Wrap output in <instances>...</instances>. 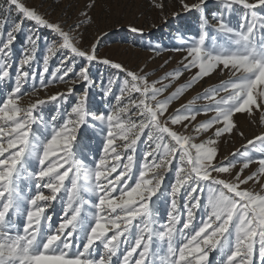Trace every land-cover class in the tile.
<instances>
[{"label":"snow or ice","instance_id":"6c2138e0","mask_svg":"<svg viewBox=\"0 0 264 264\" xmlns=\"http://www.w3.org/2000/svg\"><path fill=\"white\" fill-rule=\"evenodd\" d=\"M218 2L229 14L234 6L242 10L238 27L224 11L209 13L207 0H181L184 12L200 14L198 35L181 36L174 50L185 55L177 67L150 79L151 70L100 58L99 37L80 46L91 22L87 12L71 23V17L52 21L21 0H4L0 12L15 11L20 19L6 35L0 24V82L10 78L23 22H33L35 31L26 35L15 86L0 89V264H213L214 254L217 264H264V157L244 175L252 157L222 161L217 150L218 140L239 130L238 114L259 113L264 125V0ZM39 29L51 39L37 73ZM58 55L49 79V62ZM97 64L111 71L92 106ZM185 73L190 79L165 96ZM69 74L74 78L66 79ZM221 74L226 79L169 111L187 89ZM57 81L66 91L38 95ZM24 95L36 98L25 106ZM198 100L205 103L197 107ZM50 104L56 111L47 120L43 110ZM88 126L99 139L85 163L77 149ZM201 134L208 138L195 142ZM254 142L264 145V133L248 145Z\"/></svg>","mask_w":264,"mask_h":264},{"label":"rangeland","instance_id":"374dc122","mask_svg":"<svg viewBox=\"0 0 264 264\" xmlns=\"http://www.w3.org/2000/svg\"><path fill=\"white\" fill-rule=\"evenodd\" d=\"M27 7L38 9L40 13L45 14L46 18L56 21L58 19L63 20L71 17L69 23L76 19L81 11L88 13L91 17V22L86 24L83 33V41L80 44L82 48L89 46L94 40L99 37L100 44L98 47V55L100 58H109L113 61L121 62L128 68L140 69L145 68L151 70L153 75L150 79H158L164 73L171 71L177 67L178 62L182 60L185 53L175 51L174 49L181 46V36L187 39L189 34L198 35L199 32V16L196 11L184 12L181 0H21ZM185 3L192 4L197 0H184ZM91 3L93 7L87 8V5ZM161 4L162 8H158L155 5ZM4 5V0H0V6ZM207 10L209 13L215 11H224L225 18L234 27H238L242 10L236 6L233 7L231 14L224 8L222 2L218 0H207ZM179 14V15H174ZM20 18L16 12L13 11L9 16L6 13L0 12V24H4L3 34L13 26L15 21ZM5 21L7 23L5 24ZM210 24L215 23L209 17ZM130 27H136L140 31L137 33L130 32ZM179 29V32L177 31ZM30 31H35L33 22L25 20L23 22V30L17 34L15 43L12 46V67L10 69V78L0 82V89H7L8 87H14L15 75L18 68V61L21 58L25 46L26 35ZM209 32L212 29L209 28ZM39 49L37 51V60L33 62V68L38 73L42 69V55L46 48V42L50 41L48 32L44 29H39ZM79 39V37H78ZM59 55L54 57L49 62V74L48 78L51 79L50 73L59 64ZM165 61L168 63L165 65ZM80 61H77V68L79 70ZM163 65V67H161ZM31 71V70H30ZM111 70L106 71V67L101 64H97L91 69V75L95 79L96 87L90 91V104L92 106H98L100 101V85L103 80L105 83L109 78ZM195 70H193L194 72ZM190 73H185L184 76L176 81L168 90L164 93L165 96L175 91V88L179 84L190 79ZM74 78L72 74L66 79ZM226 79L223 74L220 76L212 75L211 79L205 78L202 82H198L193 85L192 88L187 89L179 98L174 100L170 106L169 111H174L181 107V105L187 104L190 100H193L198 93H201L204 88L211 87L218 84L220 80ZM32 81L29 79V86H26L30 90ZM39 85V80L36 81ZM68 85L65 83L50 84L46 90H40L38 95L43 98L45 92L52 94L56 92L66 91ZM118 85L114 86V91H118ZM77 94L82 92L81 85H76ZM6 95L7 92L4 91ZM36 97H29L24 95L22 97V103L27 106ZM205 101H196L197 107L203 105ZM56 111L53 105H48L43 110V116L45 119L50 120L51 115ZM208 115H211L210 113ZM207 116L201 112L198 116V120L204 121ZM237 122L239 130L233 134L226 135L217 141L218 159L226 161L227 159L241 160L246 154L252 157L254 162L250 165L249 169L245 170L244 175L250 174L255 171L257 165L255 163L256 158L264 157V145L259 142H254L253 145H248L249 140H254V137L264 133V125L259 123V113H256L253 118L237 116ZM179 127V126H175ZM42 132V127L40 128ZM211 131V130H210ZM243 132V135H240ZM208 134H201L196 138L195 142L199 143L202 140H206ZM99 139L94 134L91 126L85 128L84 132L80 135V143L77 149L78 157L83 159L85 163H90L94 156V149L96 140ZM147 150L146 146L141 144L138 148V156L141 162L143 161V151ZM226 175V174H225ZM174 179V173L166 177V182L169 184ZM258 190V189H257ZM170 191V189H169ZM206 202V199H205ZM56 210H60L59 202L56 203ZM161 212L166 217V206L161 207ZM161 256L164 252L160 253ZM218 254L210 255V259L213 264H217Z\"/></svg>","mask_w":264,"mask_h":264}]
</instances>
